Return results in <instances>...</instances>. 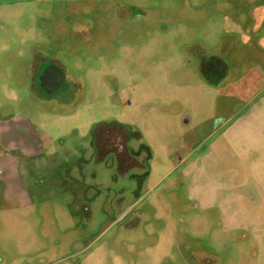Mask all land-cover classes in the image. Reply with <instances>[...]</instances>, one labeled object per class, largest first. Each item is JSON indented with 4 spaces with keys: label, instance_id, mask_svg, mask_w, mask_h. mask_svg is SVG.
<instances>
[{
    "label": "rangeland",
    "instance_id": "374dc122",
    "mask_svg": "<svg viewBox=\"0 0 264 264\" xmlns=\"http://www.w3.org/2000/svg\"><path fill=\"white\" fill-rule=\"evenodd\" d=\"M253 6L0 2V264H264Z\"/></svg>",
    "mask_w": 264,
    "mask_h": 264
},
{
    "label": "crops",
    "instance_id": "0c3cea01",
    "mask_svg": "<svg viewBox=\"0 0 264 264\" xmlns=\"http://www.w3.org/2000/svg\"><path fill=\"white\" fill-rule=\"evenodd\" d=\"M14 1L15 0H0L1 3H11ZM246 2H250V0H245V3ZM253 2H255V6L252 7V8L255 7L253 10L254 11L253 16L255 18H257V20L255 21L256 23L253 25L252 28L253 29H259L264 24V0H253ZM225 8H227V6L225 5V3H223L221 9H225ZM245 20H246L245 23H243L239 17L238 20H235V19L232 20L233 22L232 23L230 22V24L233 26L234 29H235V26H236V28H238V29H236L237 32L243 33L245 30L243 43L245 44V46H247L246 48H248V51L249 50L252 51L251 52L252 55L259 56L260 60H264V37H261L257 41L254 40L251 37V35L246 32V30L249 32L250 24L247 22V18H245ZM28 147H32L34 149H41L42 148L41 145L39 143H36V142L33 144H30V145L22 146L21 148L27 149ZM34 154H35L34 152L31 153V155H34ZM16 169H17V172H20V170H21V168H16ZM19 178L21 180V175H19Z\"/></svg>",
    "mask_w": 264,
    "mask_h": 264
}]
</instances>
